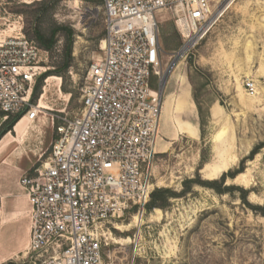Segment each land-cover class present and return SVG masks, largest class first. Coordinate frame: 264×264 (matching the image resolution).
<instances>
[{"label": "rangeland", "instance_id": "rangeland-1", "mask_svg": "<svg viewBox=\"0 0 264 264\" xmlns=\"http://www.w3.org/2000/svg\"><path fill=\"white\" fill-rule=\"evenodd\" d=\"M157 15L161 75L152 84L167 122L159 129L153 193L169 189L177 196L151 210L150 199L144 210L113 220L105 230L109 241L135 254L137 264H264V148L243 173L225 180L224 193L185 186L220 182L264 144V0H237L183 58L174 18ZM62 26L74 32L71 66L60 71L66 41L59 32L54 49L41 48L34 103L48 107L42 120L80 114L90 66L103 52V1L0 0V36L22 33L37 43L38 32L50 36ZM249 81L255 96L245 88ZM3 264H24V254Z\"/></svg>", "mask_w": 264, "mask_h": 264}, {"label": "built area", "instance_id": "built-area-1", "mask_svg": "<svg viewBox=\"0 0 264 264\" xmlns=\"http://www.w3.org/2000/svg\"><path fill=\"white\" fill-rule=\"evenodd\" d=\"M107 30L103 52L90 66L80 114L53 115L50 151L22 187L31 204L24 264H137L112 246L107 224L144 210L154 191L162 98L160 22L174 18L185 57L237 0H102ZM42 49L20 33L0 36V116L36 120ZM245 88L257 94L255 82Z\"/></svg>", "mask_w": 264, "mask_h": 264}, {"label": "crops", "instance_id": "crops-1", "mask_svg": "<svg viewBox=\"0 0 264 264\" xmlns=\"http://www.w3.org/2000/svg\"><path fill=\"white\" fill-rule=\"evenodd\" d=\"M41 115L34 121L16 120L0 139V264L22 254L25 258L30 241L32 204L21 179L40 166L56 137L53 120ZM6 122L0 116V129ZM166 122L161 113L160 129Z\"/></svg>", "mask_w": 264, "mask_h": 264}, {"label": "trees", "instance_id": "trees-1", "mask_svg": "<svg viewBox=\"0 0 264 264\" xmlns=\"http://www.w3.org/2000/svg\"><path fill=\"white\" fill-rule=\"evenodd\" d=\"M59 32L64 33L65 36V47H64V60L63 65L60 67V71H64L70 68L71 61H72V52H73V43H74V32L72 29H69L68 27H58L55 29L50 36L43 35L41 32H38L36 39L37 43L40 46V48L51 51L54 49L56 45V36ZM47 74L44 75V77ZM40 87L37 88V92L39 91ZM17 119L9 120L6 122V124L3 126V128L0 129V139L3 137L6 133L11 131L13 129L14 124L16 123ZM264 148V144H260L257 146L251 154L245 158L242 161V168L236 169L234 171L230 170L228 173H224L220 182L219 181H202L199 180V182L196 181H187L185 182V186H189L191 183H198L199 185L212 188L216 190L218 193H224L226 191V188H223V184L225 180L230 177L232 179L236 178L238 175L244 172V165L248 160H253L256 155ZM177 194L169 189H160L152 193L151 195V202L148 204V209L151 210L153 208H163L167 205L169 200L171 198H175Z\"/></svg>", "mask_w": 264, "mask_h": 264}, {"label": "water", "instance_id": "water-1", "mask_svg": "<svg viewBox=\"0 0 264 264\" xmlns=\"http://www.w3.org/2000/svg\"><path fill=\"white\" fill-rule=\"evenodd\" d=\"M178 61H179V58L175 61V63L172 65V67L170 68V70H169L168 73L166 74V76H165V78H164L165 82H166L167 79L169 78V75L171 74V71L173 70L175 64H176ZM164 80H163V81H164ZM165 82H163L162 89H163V87H164V85H165Z\"/></svg>", "mask_w": 264, "mask_h": 264}, {"label": "bare ground", "instance_id": "bare-ground-1", "mask_svg": "<svg viewBox=\"0 0 264 264\" xmlns=\"http://www.w3.org/2000/svg\"><path fill=\"white\" fill-rule=\"evenodd\" d=\"M163 82H165V80L163 81ZM39 108H41V109H43L44 110V108H42V104H41V106H39ZM160 132V131H159ZM113 240L116 242L117 240L116 239H114L113 238Z\"/></svg>", "mask_w": 264, "mask_h": 264}]
</instances>
